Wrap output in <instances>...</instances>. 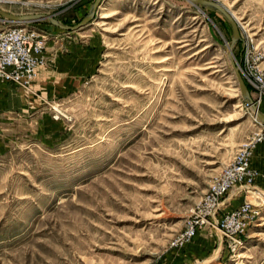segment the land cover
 <instances>
[{
    "label": "rangeland",
    "instance_id": "374dc122",
    "mask_svg": "<svg viewBox=\"0 0 264 264\" xmlns=\"http://www.w3.org/2000/svg\"><path fill=\"white\" fill-rule=\"evenodd\" d=\"M1 1L68 26L94 2ZM208 1L236 22L231 53L264 114V0ZM6 28L39 38L43 65L26 84L0 81V264H264V123L243 101L222 15L102 0L80 31L0 18ZM241 151L247 178L222 198L241 192L236 206L179 241ZM246 205L255 216L235 240L221 226Z\"/></svg>",
    "mask_w": 264,
    "mask_h": 264
},
{
    "label": "built area",
    "instance_id": "2783aa9c",
    "mask_svg": "<svg viewBox=\"0 0 264 264\" xmlns=\"http://www.w3.org/2000/svg\"><path fill=\"white\" fill-rule=\"evenodd\" d=\"M42 49L39 38H36L32 32L26 29L6 28L0 30V81H10L18 84L28 83L34 76L36 69L43 65ZM246 158V151L239 152L232 164L227 166L224 172L216 178L210 192L199 208L197 217L188 221L184 232L178 237L179 241L192 238L204 223L210 224L216 229L218 228L220 222L214 216L223 206V196L229 191V188L242 183L247 178ZM249 209L250 207L247 205L239 208L232 214V225L228 226L230 222L226 226H221L235 240L241 234H244L253 222L252 219L255 213L251 218L246 217V212Z\"/></svg>",
    "mask_w": 264,
    "mask_h": 264
},
{
    "label": "water",
    "instance_id": "95a60500",
    "mask_svg": "<svg viewBox=\"0 0 264 264\" xmlns=\"http://www.w3.org/2000/svg\"><path fill=\"white\" fill-rule=\"evenodd\" d=\"M173 1H187L193 5H197L201 8H207L212 11H215L222 15L226 21L228 22L231 30H232V37H231V44L228 48V57L231 61V64L233 66V70L238 82L239 90L241 92L243 101L251 108L254 116L262 123H264V114L260 112L257 107L253 104L250 94L248 91L247 86L245 85L240 73L239 69L236 66V63L234 61V58L232 56L231 51L233 50L234 45L239 41V33L238 28L236 25V22L232 15L221 5L214 1H208V0H173ZM102 0H94L93 4L91 5L89 11L87 14L82 18V20L75 26H68L65 24H62L56 19H53L51 16H45V15H12L5 12L0 11V18H2L7 23L13 24V25H25V24H31V23H38V22H45L51 26H55L63 31H80L86 26H88L91 21L93 20L96 10L101 4Z\"/></svg>",
    "mask_w": 264,
    "mask_h": 264
},
{
    "label": "crops",
    "instance_id": "0c3cea01",
    "mask_svg": "<svg viewBox=\"0 0 264 264\" xmlns=\"http://www.w3.org/2000/svg\"><path fill=\"white\" fill-rule=\"evenodd\" d=\"M241 194V192L239 193ZM237 192L233 191L231 192L228 197L223 201V206L226 209H230L231 207L236 206L233 202H236L238 195ZM236 198V199H235Z\"/></svg>",
    "mask_w": 264,
    "mask_h": 264
},
{
    "label": "bare ground",
    "instance_id": "6f19581e",
    "mask_svg": "<svg viewBox=\"0 0 264 264\" xmlns=\"http://www.w3.org/2000/svg\"><path fill=\"white\" fill-rule=\"evenodd\" d=\"M1 1V0H0ZM2 2V1H1Z\"/></svg>",
    "mask_w": 264,
    "mask_h": 264
}]
</instances>
